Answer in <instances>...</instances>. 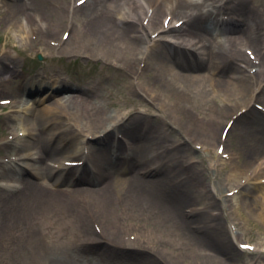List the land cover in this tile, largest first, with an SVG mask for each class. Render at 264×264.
<instances>
[{
    "label": "bare ground",
    "instance_id": "1",
    "mask_svg": "<svg viewBox=\"0 0 264 264\" xmlns=\"http://www.w3.org/2000/svg\"><path fill=\"white\" fill-rule=\"evenodd\" d=\"M90 1V4L86 0L82 6L72 8L71 17L85 18L86 24L96 30L92 32L95 38L107 37L109 42H105L99 49L102 60L113 53L114 58H122L123 62L131 65L124 67L123 64V69L127 70H135L136 63L147 60L155 62L156 75L161 79L167 94L160 96L161 93L155 88L158 93L156 95L151 91L149 94L145 92L149 98L160 101L163 97V102L186 107L189 112L194 108V99L210 96L207 95L209 89L205 87L208 83L214 91L225 90L226 95L229 93L232 101H227V107L244 109L242 114L239 112L231 116L233 123L229 126L230 129L236 125L241 126L240 135L247 139L244 146L245 161L255 157L259 164L252 170H244L241 176V169H231L225 182H228V186L233 182L226 191L233 196L224 202L228 204L244 195V202L250 201L256 208L255 216L264 222V161L260 157L264 154V113H259L256 107V104L260 105L259 102H264V11L261 15L258 11L255 13L250 0ZM36 3V0L4 2V6L10 8L17 21L20 17L25 20L26 25L21 26L26 28V34L32 30L28 20L32 18L37 22L38 19L33 14ZM200 5L208 8L205 15L200 12ZM118 14L122 17H118ZM212 27L220 29L221 35H213ZM178 31L183 34L173 42L171 35ZM199 43L202 44L203 52L191 64L194 47ZM251 47L258 53L256 59L259 60V69L255 72L249 70L253 62L248 61L243 54L244 48L250 50ZM141 72L136 67V71H129L128 75L138 77ZM5 85L3 83L2 87ZM30 85L33 83H21L15 89V97L23 99L24 89ZM146 87L151 88L150 85ZM61 89L71 88L63 84ZM133 89L143 96L141 90ZM48 98L51 99L49 102ZM103 99L99 89L96 91L94 88L81 90L77 94L68 92L66 95L48 92L36 102L38 109H33L36 103L31 99L33 104H30V108L22 106L25 126L21 131L27 133V137L33 141L21 139L13 130L12 142L2 143L5 151H13V156H18L9 163H28L23 169L11 166V169L6 170L8 173L3 170L12 179L4 180L8 187L0 188V215L4 213L6 202H9L8 219L26 225L24 238L30 244H27L22 256L16 253L14 259L18 261L17 264H85V261L92 263V259L104 264H233L228 261L238 257L241 243H237L236 249L234 241L237 242L238 236L226 226V222L234 218L230 205H227L229 212L226 215L223 212L224 203L217 198L216 189L212 185L204 184L202 177L197 183L192 175L186 176L185 169L188 167L161 155L162 144L158 145L162 142L161 135L157 134L158 127L149 122L147 117L138 113L127 120L124 117L116 119L106 116ZM183 100L190 104H183ZM129 103L134 107L139 105L134 101ZM73 110H76L74 115L84 112L83 119L79 117V121L90 123L88 134L105 133L104 137L97 138L95 147L92 146L89 152L76 149L80 144V135L78 131L68 129L69 125L62 120ZM226 113L223 109L221 114ZM250 114L251 119L242 123L243 117ZM16 118L14 115L7 122ZM107 121L114 122L110 128L105 127ZM35 129L39 131L35 133ZM118 132L124 134L126 146L112 139ZM129 143H133V146H128ZM73 154L83 158L78 159L84 163L82 167L65 166V161H77L63 159L65 155ZM50 159L59 164L58 168L47 165ZM28 176L34 181L29 180ZM41 181H45L44 184ZM251 182V189H248L249 185L244 186ZM261 189L263 192L259 191ZM8 190L11 192H1ZM86 191L98 197L95 205L81 201L86 207L96 211L103 210V205L113 204L122 212L140 211L158 221L157 229L139 234L137 248L116 239L118 237L111 233H91L88 224L85 228L77 215L71 216L68 210L71 208L76 212L75 196ZM16 197L18 199L11 203L10 200ZM215 211L220 213L212 214ZM57 213L71 220V226L83 238L79 244L83 248L76 245L70 252L64 251L62 247L50 249L45 246L38 229L41 225L47 229L53 225L58 230ZM95 214L92 217L97 220ZM6 220L0 219V229H6ZM170 223L176 228L171 226L167 229L166 225L170 227ZM228 224L233 228L231 223ZM144 227H149V224L146 223ZM66 233H69V229L64 226L63 234L57 232L55 239L58 240V237ZM79 249L85 253L74 258L73 254Z\"/></svg>",
    "mask_w": 264,
    "mask_h": 264
},
{
    "label": "rangeland",
    "instance_id": "2",
    "mask_svg": "<svg viewBox=\"0 0 264 264\" xmlns=\"http://www.w3.org/2000/svg\"><path fill=\"white\" fill-rule=\"evenodd\" d=\"M3 1L7 2L8 0H0V98H14L16 96L15 89L21 83H26V85L33 83V85L26 86L24 93L31 97H37L39 92H41L39 90L40 84H42V87L43 85H53L57 87V82L61 83V81H63V83L66 82L76 91L89 88H94L98 91L99 89L100 94L104 96L102 102L106 116L116 117V119L118 117H124L127 120L138 113V115L147 117L149 122L156 125L158 127L156 132L161 136L164 135L165 130L169 128L172 133L165 137H161L162 142L158 144L160 146L162 144L161 152H163L161 155L168 157L172 162L175 161L181 166L188 167L185 169L187 171L186 176L192 175L197 183H199L202 177L204 184L212 185L216 189L217 198L224 203L223 212L228 215L229 206L227 205H230V209L233 211L234 218L228 221L233 225V228L230 227L228 222H226V226L229 230L236 232L238 236L237 242L236 240L234 241L235 248L238 249V242L247 246L249 249L254 247L253 250L245 251L240 249L238 257L228 262L233 264H264V222H261L255 216L257 213L256 208H254L250 201L247 203L244 202V195L240 196L236 201L228 202V204L224 202L226 199L231 198L228 196L229 192L226 191L230 189L233 182L231 185L229 184L230 186L227 185L228 182H225V177L232 171L231 169L236 167L241 169V176L244 175L242 174L244 170L245 172L250 169L252 170V168H255L258 164L255 157L251 158L249 161H245L246 149L244 146L247 139L245 137L242 138V135H240L241 126L238 127L239 125H236L232 129H230V127L225 128L228 124L231 125V123H233L230 120L233 114L237 115L241 111L244 112L242 107H227V101H232L229 93L227 96L225 90L214 91L210 88L211 85L207 83L205 87L209 89L207 95L210 96L206 98H197V100L194 99V102H198L193 104L194 108L189 112V109H186V107L178 106V104L172 105L168 101L167 103L163 102V97L160 101H154L151 97L149 98L145 92L148 94L152 92L156 95L158 94L155 91L156 88L158 92L161 93L159 94L160 96L163 93L167 94L166 88L160 81L161 79L159 80L156 75L157 69L155 67V62L147 60L143 63H136L135 70H127L125 68L123 69V64H125L124 67H131V65L123 62L122 58H114L113 53H109V56L104 57L106 60H102L101 51L99 49L105 42H109L107 37L104 39L103 37L101 38V36H98V39L95 38L92 32L96 30L91 29L86 24L85 18L81 16L75 18L71 17L70 10L77 7V2L80 0H60L58 2L57 0H36V10L35 12L33 11V14L38 19L37 22L31 17V19L28 20L32 29L30 34H26V28L23 29L21 26V24L26 25L25 20L20 17L17 21L14 15H12L10 8L4 6ZM91 2L92 1L89 0L88 3L90 4ZM250 2L255 13L259 12L258 14L261 15L264 11V0H250ZM205 7L206 5L199 6L202 14L207 13L208 8ZM67 9L69 10V14L67 13ZM68 16L72 19L68 18ZM118 17L122 16L118 14ZM182 34L183 32L179 31L172 33L171 36L174 38L173 42H176L177 38L182 36ZM214 35H221V31L215 30ZM199 44L197 48L202 46L201 43ZM108 46L110 47L111 44ZM243 50V54L247 57L248 61L250 60L253 62L249 70L251 72L257 71L259 69V60L257 61L256 59L258 56L257 51L252 47L250 50L247 48ZM196 52L200 53L201 51L196 50ZM39 56L42 57L41 61L38 59ZM110 59H112L111 62H109ZM193 61L194 57L190 59L192 64H194ZM136 67L137 70L139 69V71H142L140 76H129V71H136ZM6 79L9 81L7 82ZM145 82H147L146 85H150L151 88L146 87ZM3 83L6 84L5 87H2ZM133 88H136L137 91L141 90L144 97L137 94ZM7 89H10V91ZM76 98L82 99L78 96ZM36 100L39 101V99ZM130 101L138 102L139 105L134 107L129 103ZM259 103L260 105L256 104V107L260 111L264 108V102ZM183 104L189 105L190 103L188 104L184 101ZM153 105L157 106L158 109L153 108ZM32 107L33 109H38L39 106ZM223 109H225L227 113L222 115ZM12 110L11 107L0 106L1 186L5 185L4 180L12 179L9 175H5L3 170H5V173H8L6 170L11 169V166L13 168L19 167V169H23L26 164H28L27 162L20 164H17V162H7L17 159L18 156H13L15 152L5 151L2 146L3 141L7 139L11 141V133L13 130L18 134H22L20 130L25 126L23 122L24 117H21L22 120H20L21 118L18 116V118L13 119L14 121L12 120L10 123L7 122L15 115ZM74 111L76 110L71 111L70 115L62 117V120L69 125L68 129H74L78 131L80 135L78 136V138H80V144H78L76 149L78 151L85 150L89 152L92 150V146L95 147L97 138L104 137L105 133H95V135L94 133L88 134L87 129L90 123L83 120L79 121V117L83 119L84 112L79 115H74ZM10 115L11 117H9ZM251 116L252 114L244 116L242 123L247 122V120L249 121ZM229 121L231 122L229 123ZM112 123L114 122L107 121L105 127L110 128ZM9 127H12V129ZM38 131L39 130L36 129L34 130L35 133ZM117 137L119 139H117ZM122 137H124V134L118 132L117 136H113L112 139L126 146L124 141L121 140ZM23 138H27L26 141H33L31 137L28 138L25 136ZM128 146L132 147L133 143H129ZM219 146H222L221 149H224V152H226L225 154L223 153L224 155H217L218 153L216 150ZM187 148L188 150H186ZM21 151L18 152L21 153ZM20 153H18V155ZM260 157L262 161H264V154H261ZM67 158L77 160L74 162H81L78 161V159H83L74 154L65 155L63 159ZM181 159L183 161H180ZM192 161H194L193 164H190ZM6 164L8 165L1 167V165ZM47 165L55 168L59 166L53 159L48 160ZM263 171H261V174ZM29 178L28 176V179ZM29 180L34 181L33 178ZM35 181L40 182V180ZM41 182L44 184L45 181ZM246 185H249L248 189H251L253 183L244 184V186ZM263 189L259 191L263 192ZM1 192L7 194L11 192V190ZM16 199H18V197L11 199V203ZM74 200L76 212L70 208L68 209L70 215L76 214L85 228L88 224L87 228L91 233L106 232L114 234L118 237L116 239L123 240L125 243H130L134 248L138 247L139 234L153 232L158 226L157 220L143 215L140 211L136 212L129 210V212H122L119 207L113 204L103 205L105 208L103 210H96L99 213L95 214V210L81 204V201L91 202L94 203V205L96 204L95 201L98 200V197L91 191L78 193ZM9 204V202H6L4 213L0 215V219L7 218L5 222L6 229H0V264H13V262L17 264L18 261L14 259L16 253L22 256L28 247L27 244H30L29 241L24 238L26 225H20V222L18 223L8 219L7 213ZM92 214L96 215L97 220L92 217ZM56 215L59 219V222L57 221L58 230H56L53 225H50L49 229L41 227L44 226L41 225L38 229L43 236L42 241L45 243V246L50 249L62 247V249H65L64 251L69 250L70 252L76 245L82 247L79 244H81L83 238L78 236L79 231L73 229L70 224L71 220L67 219V216H64V214L57 213ZM146 223L149 224V227L145 228L144 226ZM64 226L69 229V233H66V235L62 237H58V240L57 238L55 239L57 232L60 235L63 234ZM169 226L170 227H167L166 225V228L170 229L172 226L171 223ZM50 229H52L51 234ZM85 231L86 229L83 232L85 233ZM156 235L158 236V233H156ZM109 237L112 238L111 235ZM100 242L104 243V241L101 240ZM83 253H85V251L79 249L77 253L73 254V257L76 258L75 256H81ZM151 253L155 255L152 251ZM89 257L94 258L95 256L90 255ZM98 261L92 259V263L85 261V264H104V262ZM110 264L120 263L116 262Z\"/></svg>",
    "mask_w": 264,
    "mask_h": 264
},
{
    "label": "snow or ice",
    "instance_id": "3",
    "mask_svg": "<svg viewBox=\"0 0 264 264\" xmlns=\"http://www.w3.org/2000/svg\"><path fill=\"white\" fill-rule=\"evenodd\" d=\"M82 2H83V0H82Z\"/></svg>",
    "mask_w": 264,
    "mask_h": 264
}]
</instances>
